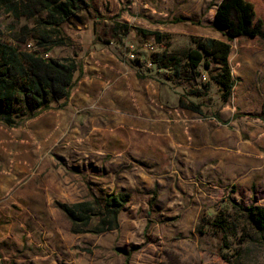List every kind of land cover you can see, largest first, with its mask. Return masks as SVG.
<instances>
[{
  "label": "rangeland",
  "instance_id": "374dc122",
  "mask_svg": "<svg viewBox=\"0 0 264 264\" xmlns=\"http://www.w3.org/2000/svg\"><path fill=\"white\" fill-rule=\"evenodd\" d=\"M86 1L90 8L60 24L65 42L49 52L51 57H74L84 67L93 54H110L119 65L134 67L140 84L142 75H165L184 84L189 94L202 96L205 105H222L215 86L208 95L199 92L205 88L199 77L188 82L173 76L177 62L178 72L191 74L185 57L199 33H216V0ZM254 1L257 17L264 22L263 0ZM10 3L20 15L0 3V40L17 43L16 37L22 38L20 31L27 26L30 32L23 46L33 48L34 37L43 29L37 19L46 17V10L34 0ZM174 18L184 20L174 22ZM154 30L161 36L148 32ZM241 38L231 41L229 63L236 85L243 82L248 94L233 97L229 105H264V40ZM163 53L172 60H165ZM219 68L213 62L211 72ZM200 71L197 76L210 77L203 67ZM173 95L167 96L170 103ZM142 96L141 105H148L146 94ZM69 101L65 109L45 110L19 127L0 122V264H264V229H256L229 203L233 199L264 207V118L255 125L253 108L238 113V125L233 118L228 123L246 140V178L255 180L252 186L242 182L248 194L237 195L233 186L215 198L207 193L202 204L190 200L174 206L168 196L158 198V186L152 190L151 183L139 182L155 179L149 162L145 161L148 167L141 159L129 165L120 159L116 164L117 152H131L126 140L116 141L110 133L97 130L110 129V119L98 109L101 105H81L89 118L79 121L78 113L69 110ZM127 131H122L125 139ZM164 189L166 195L174 193ZM111 192L131 194L119 211V227L89 232L98 224L104 196ZM183 195L192 198L191 193ZM57 201L86 203L76 209L92 215L89 226H74Z\"/></svg>",
  "mask_w": 264,
  "mask_h": 264
},
{
  "label": "crops",
  "instance_id": "0c3cea01",
  "mask_svg": "<svg viewBox=\"0 0 264 264\" xmlns=\"http://www.w3.org/2000/svg\"><path fill=\"white\" fill-rule=\"evenodd\" d=\"M220 1L216 0L213 5L214 16ZM251 1L255 3L258 12L257 3ZM260 5H264V0ZM213 26L216 33H199V37L215 38L231 44L227 29L216 17ZM262 30L264 31V25ZM192 43L194 44L193 41ZM95 59H98V62ZM83 69L84 77L70 96L69 110L74 109V114L78 113L79 121H82L89 117L82 112L81 105L96 107L101 105L98 109L107 114L110 129L108 131L96 127L97 130L101 133H110L116 141L126 140L127 150L131 152L126 154L117 152L114 161L119 164L122 159V162L129 165L141 159L146 167L148 166L145 161L149 162L154 172L152 176L156 177L150 182L145 180L139 182L151 183L149 188L152 190L158 186L160 200L168 196L169 205L189 204L190 200L202 204L207 201V193H211L215 198L219 191L228 190L233 186L237 195L248 194L249 189L243 187L242 182L247 180L252 186L255 180L246 178L248 152L246 140L242 139L228 123L233 118L238 125L241 122L238 113L253 108L257 115L255 125H260L263 123L264 105H229L233 97L237 99L238 95L245 98L248 94L243 82L240 81L238 82L240 85H236L233 72L235 85L229 99L223 102L220 97L219 102L222 101V105H205L202 96L189 94L185 91L184 84L178 81L174 83L165 75L158 77L142 75L144 83L140 84L135 68L119 65L110 54L104 56L93 54L84 61ZM172 84L175 86L174 89L169 87ZM214 86L211 85L205 93L211 95ZM215 87L218 90V87ZM171 92L174 99L170 103L167 96ZM144 93L149 101L148 105H141L140 99ZM180 97L185 101L188 100L186 98H190L200 104L201 111L181 106ZM136 102L139 105H136ZM75 105H80V108H76ZM123 129L130 130L127 131V139L124 137ZM134 133L136 138L133 137ZM114 148L117 149V146ZM143 161H140L142 166ZM164 187L174 193L171 196L166 195ZM184 193H191L192 198L189 195L184 197ZM148 195L151 197L150 193ZM130 199L131 194L129 201ZM184 199L186 201H183Z\"/></svg>",
  "mask_w": 264,
  "mask_h": 264
},
{
  "label": "trees",
  "instance_id": "16d2710c",
  "mask_svg": "<svg viewBox=\"0 0 264 264\" xmlns=\"http://www.w3.org/2000/svg\"><path fill=\"white\" fill-rule=\"evenodd\" d=\"M11 1L0 0V3L14 8L15 15L19 16L18 9L10 5ZM37 1L41 3L47 15L37 19L43 29L34 37L33 48L23 46L30 32L27 26H23L20 31L23 37H16L17 43L0 40V122L9 127H19L48 109H65L72 91L84 75L82 64L74 57L54 58L49 52L65 42L59 31L60 24L90 8V4L86 0H34ZM215 17L227 29L229 41L242 36H258L264 40V22L257 17L255 4L251 0H221L217 4ZM173 20L178 22L184 19ZM148 32L156 37L161 36L160 31ZM193 42L194 46L187 51L185 57L191 74L186 76V73L178 72L177 62V72L173 76L179 80L194 82L198 77L200 79L202 73L197 76V72H201L203 67L210 73V77L204 81L205 88L199 92L205 93L214 84L218 87L222 101H227L235 85L229 63L230 42L208 37H197ZM162 57L168 61L172 60L164 53ZM213 62L220 65L217 73L211 72ZM179 104L201 111L200 104L192 100L185 101L180 97ZM129 198V193H107L98 215V224L89 232L103 233L118 228L119 211L125 207ZM229 203L242 211L256 229H264L263 206L255 203L244 205L233 199H230ZM56 204L74 226H89L92 215L82 214L76 209L86 203L70 205L57 201Z\"/></svg>",
  "mask_w": 264,
  "mask_h": 264
},
{
  "label": "built area",
  "instance_id": "2783aa9c",
  "mask_svg": "<svg viewBox=\"0 0 264 264\" xmlns=\"http://www.w3.org/2000/svg\"><path fill=\"white\" fill-rule=\"evenodd\" d=\"M132 56H133V55H132ZM151 64H152V63H151ZM207 78H208V77H207V74H206V73H202L201 76H200V79H201V80H204V81H206Z\"/></svg>",
  "mask_w": 264,
  "mask_h": 264
}]
</instances>
